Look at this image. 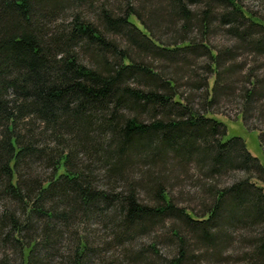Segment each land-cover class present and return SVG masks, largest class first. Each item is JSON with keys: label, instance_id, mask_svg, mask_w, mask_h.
Returning <instances> with one entry per match:
<instances>
[{"label": "trees", "instance_id": "1", "mask_svg": "<svg viewBox=\"0 0 264 264\" xmlns=\"http://www.w3.org/2000/svg\"><path fill=\"white\" fill-rule=\"evenodd\" d=\"M223 96L264 149V16L241 0H0V264H264V164L225 139ZM149 225L174 255L137 244Z\"/></svg>", "mask_w": 264, "mask_h": 264}, {"label": "rangeland", "instance_id": "2", "mask_svg": "<svg viewBox=\"0 0 264 264\" xmlns=\"http://www.w3.org/2000/svg\"><path fill=\"white\" fill-rule=\"evenodd\" d=\"M242 3L246 6V8L255 11L261 15L264 16V0H241ZM137 24L140 25L139 22L136 21ZM216 33H219L218 30L215 31ZM219 34H215L212 36V38L214 39V43L220 45L221 43L225 42L227 38H224V36ZM160 63V61H158ZM201 72V70L199 71ZM228 78V77H227ZM211 83H212V79H211ZM190 88V87H189ZM184 90H188V88H185ZM195 90L197 91L198 88H195ZM230 89H226L224 92L225 94H229ZM224 103L223 106L221 108V112L220 113H216L214 116L217 117L218 119L222 120L223 122L226 123L227 125V134L225 135V139H228L232 136H240L242 138L245 139L246 145L248 150L256 157H258L260 159V161L264 164V149L262 148V146L260 145V138H259V134L260 132L256 129H251L252 125H248V124H244L242 116L240 115L239 112V108L238 106L232 102L229 101L232 99V97H228V96H223L222 97ZM256 119L252 120L251 123H256ZM237 175L242 176L243 173L238 172ZM232 176L227 177L226 179H224L225 181H231ZM257 183L259 185H262L264 187V182L262 181H257ZM191 185H188L187 188L185 189V191H187L188 194H190L191 196H193L192 194L196 193L195 191L197 189H195L192 186V182L190 183ZM186 193V194H187ZM184 195L183 197H188L189 195ZM182 203H185L184 205H191V207H195V208H200L201 206H198V202H191V200H186L184 201L182 198ZM225 215V214H224ZM242 215V214H241ZM222 216V214H221ZM154 225H149V230H151L152 228H157L155 229V233L148 235L146 234V236H141L137 239V244H141V243H151V241H156V248L159 250V252L161 254H163L164 256H171L174 255L177 251L176 249V245L174 242H169L168 239H170L169 236V232L167 230H159L158 225H156L155 227H153ZM237 229V227L235 228V230ZM234 230V228L230 227L229 225L224 227V234L223 235H227L229 233H231ZM104 237L107 239H110V236L108 234V232L104 231ZM188 235V240L190 241V245L192 250L194 248H196V246L194 245V237L190 234ZM137 245V246H138ZM234 245H236L235 247H240L243 246L242 244L239 243H234ZM132 248V247H131ZM113 249V248H112ZM117 249V248H116ZM111 250L113 251H117V255L119 253V261L120 264H154L155 258H151V257H143V258H139L137 259L136 263L135 262H130L127 263V261L125 260L124 256H122L121 254L122 251H119V248L116 250ZM134 250V247L132 248ZM137 249V247L135 248V250ZM197 249V248H196ZM134 250V251H135ZM231 249L227 248V247H223V248H219L217 249H209V253L208 256H202L200 257L198 260H193L191 261V263L189 264H238V257L236 255L230 256L229 253ZM220 251V252H219ZM129 256V255H127Z\"/></svg>", "mask_w": 264, "mask_h": 264}]
</instances>
